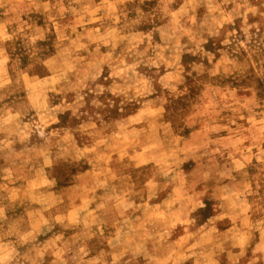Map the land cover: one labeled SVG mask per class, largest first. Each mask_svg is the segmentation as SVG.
<instances>
[{
	"label": "rangeland",
	"instance_id": "rangeland-1",
	"mask_svg": "<svg viewBox=\"0 0 264 264\" xmlns=\"http://www.w3.org/2000/svg\"><path fill=\"white\" fill-rule=\"evenodd\" d=\"M0 264H264V0H0Z\"/></svg>",
	"mask_w": 264,
	"mask_h": 264
}]
</instances>
